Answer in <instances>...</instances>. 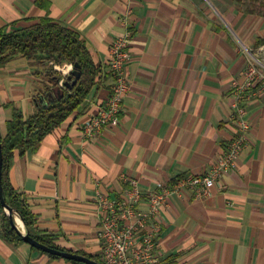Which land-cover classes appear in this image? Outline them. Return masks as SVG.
Returning <instances> with one entry per match:
<instances>
[{
	"label": "crops",
	"instance_id": "1",
	"mask_svg": "<svg viewBox=\"0 0 264 264\" xmlns=\"http://www.w3.org/2000/svg\"><path fill=\"white\" fill-rule=\"evenodd\" d=\"M42 18L79 33L102 74L76 112L35 150L14 157L9 179L35 217L33 232L98 259L97 195L126 192L122 178L143 193L170 188L221 158L235 135L230 82L245 68L243 47L264 61V18L227 0H0V29ZM125 34L130 85L119 126L87 139L82 127L113 83L111 43ZM34 70L21 57L0 69V138L12 108L24 119L34 115L33 99L49 84ZM244 111L250 127L234 167L204 199L182 191L161 207V264H264V99L253 98ZM0 264L71 263L0 237Z\"/></svg>",
	"mask_w": 264,
	"mask_h": 264
},
{
	"label": "built area",
	"instance_id": "2",
	"mask_svg": "<svg viewBox=\"0 0 264 264\" xmlns=\"http://www.w3.org/2000/svg\"><path fill=\"white\" fill-rule=\"evenodd\" d=\"M246 65L239 79L230 82L231 122L235 135L226 145L221 158L203 175L177 179L170 188L143 193L137 189L136 182L122 178L129 189L111 199L97 195L96 205L99 208L98 239L102 264H161L155 249L161 229L158 220L160 209L166 205L172 195L189 191L195 200H202L216 182L234 167L246 143L249 122L245 119L244 107L253 98L264 99V61L257 52L242 48ZM131 55L128 50V34L115 39L110 46L108 72L113 79L110 93L96 113L83 125L85 138L93 139L105 128L119 126V115L124 98L129 90L128 66ZM71 66L69 67L70 70ZM65 71L63 75H67ZM61 86V83H60ZM145 210L138 208L139 204Z\"/></svg>",
	"mask_w": 264,
	"mask_h": 264
},
{
	"label": "trees",
	"instance_id": "3",
	"mask_svg": "<svg viewBox=\"0 0 264 264\" xmlns=\"http://www.w3.org/2000/svg\"><path fill=\"white\" fill-rule=\"evenodd\" d=\"M246 13L254 14L253 10ZM9 29H0V69L10 60L21 57L31 67L36 68L33 75L41 77L49 84H43V91L34 99V115L24 119L21 112L12 108L11 120L6 123V136L0 138L2 152L1 185L6 205L22 220L28 235L38 243L58 251L65 249L54 244V238L33 232L35 217L23 194L18 193L11 185L9 170L15 156H23L33 151L43 138L59 127L68 117L76 112L91 89L97 84L102 74L96 66L79 33L49 18H42L36 25L18 28L14 24ZM65 64L77 66V78L63 76L56 67ZM40 67V70L37 69ZM61 83V86H60ZM53 84L52 86H50ZM58 88L62 95L53 98V90ZM0 237L13 245L22 244L20 235L13 228L9 217L0 205ZM31 250L50 259L58 257L30 247ZM102 264L96 257L80 252H73ZM71 264H82L67 261Z\"/></svg>",
	"mask_w": 264,
	"mask_h": 264
},
{
	"label": "water",
	"instance_id": "4",
	"mask_svg": "<svg viewBox=\"0 0 264 264\" xmlns=\"http://www.w3.org/2000/svg\"><path fill=\"white\" fill-rule=\"evenodd\" d=\"M76 68H77L76 65L71 66L67 75L69 77L77 78L78 72L76 71ZM60 95H62V92L59 91L58 88H55L53 90V95L51 96V100H53V98H56ZM1 167H2V152H1V143H0V205L3 208L5 214L9 217V220H10L13 228L20 235L21 240L23 241L24 244H26L29 247H32L34 249H37V250L45 253L46 255L55 256V257H58L62 260L73 261V262L82 263V264H100L98 262H95V261L87 258V257L73 253L71 251H58V250H55L52 248H48V247L38 243L37 241L33 240L28 235V232H27L22 220L20 219V217L15 212H13V210L11 208H9L4 201L3 190H2V185H1ZM15 216H17L19 218V220L21 221L23 229H19L18 226L16 225Z\"/></svg>",
	"mask_w": 264,
	"mask_h": 264
},
{
	"label": "rangeland",
	"instance_id": "5",
	"mask_svg": "<svg viewBox=\"0 0 264 264\" xmlns=\"http://www.w3.org/2000/svg\"><path fill=\"white\" fill-rule=\"evenodd\" d=\"M209 1H210V4L215 3V0H207L208 3H209ZM227 1H232L233 3H235V5L238 8V11L240 13L244 12L245 14H247L246 13L247 10H253L255 13L254 14H248V15L264 18V0H227ZM65 65H67L69 67L72 66V65H68V64H65ZM62 69H63L62 66L56 67V70L59 71L63 75Z\"/></svg>",
	"mask_w": 264,
	"mask_h": 264
},
{
	"label": "bare ground",
	"instance_id": "6",
	"mask_svg": "<svg viewBox=\"0 0 264 264\" xmlns=\"http://www.w3.org/2000/svg\"><path fill=\"white\" fill-rule=\"evenodd\" d=\"M15 221H16V225L18 226V228L23 229L22 223L17 216H15Z\"/></svg>",
	"mask_w": 264,
	"mask_h": 264
}]
</instances>
